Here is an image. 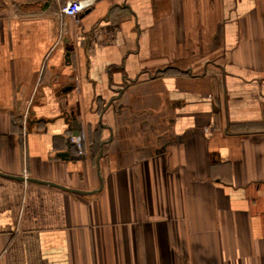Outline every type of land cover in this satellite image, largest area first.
<instances>
[{
    "label": "crops",
    "instance_id": "0c3cea01",
    "mask_svg": "<svg viewBox=\"0 0 264 264\" xmlns=\"http://www.w3.org/2000/svg\"><path fill=\"white\" fill-rule=\"evenodd\" d=\"M67 1L0 0V264H264V0Z\"/></svg>",
    "mask_w": 264,
    "mask_h": 264
},
{
    "label": "built area",
    "instance_id": "2783aa9c",
    "mask_svg": "<svg viewBox=\"0 0 264 264\" xmlns=\"http://www.w3.org/2000/svg\"><path fill=\"white\" fill-rule=\"evenodd\" d=\"M88 4L89 2L86 0H68L59 10L65 15L75 16L79 11L85 9ZM63 32H65V29H63Z\"/></svg>",
    "mask_w": 264,
    "mask_h": 264
}]
</instances>
